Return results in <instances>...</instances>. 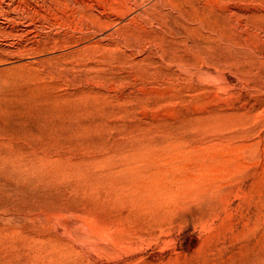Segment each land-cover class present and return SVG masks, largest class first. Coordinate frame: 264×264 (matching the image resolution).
<instances>
[{
    "label": "rangeland",
    "instance_id": "1",
    "mask_svg": "<svg viewBox=\"0 0 264 264\" xmlns=\"http://www.w3.org/2000/svg\"><path fill=\"white\" fill-rule=\"evenodd\" d=\"M10 1L0 264H264V0Z\"/></svg>",
    "mask_w": 264,
    "mask_h": 264
},
{
    "label": "bare ground",
    "instance_id": "2",
    "mask_svg": "<svg viewBox=\"0 0 264 264\" xmlns=\"http://www.w3.org/2000/svg\"><path fill=\"white\" fill-rule=\"evenodd\" d=\"M26 1V0H25ZM96 1V0H95ZM74 2L76 3V4H82L83 6H86L87 5V3H86V0H74ZM91 2V1H90ZM94 2V1H93ZM102 3V2H101ZM108 3H110V2H108ZM27 4V3H26ZM95 4V3H94ZM93 4V5H94ZM141 4V3H140ZM74 5V4H73ZM118 5V4H117ZM126 5V4H125ZM119 6V5H118ZM127 6H129V4L127 5ZM17 7V6H16ZM16 7H13V5H12V2L10 1V0H0V19L2 18V17H4L3 15H8V14H13V13H11V12H17L18 11V8L16 9ZM92 7V6H91ZM114 7V6H113ZM117 7V6H116ZM126 7V6H125ZM141 7V6H140ZM22 8V7H21ZM130 8V7H129ZM95 9V8H94ZM102 9V8H101ZM137 9V8H136ZM143 9V8H142ZM30 10V9H29ZM77 11L75 8H74V6H72L71 5V3L69 2V0L67 1V0H63L62 1V6H60V7H57V8H52L51 6H48L47 7V13L48 14H53V12L54 11H60V12H62V13H66L67 11ZM100 9H98V11H99ZM145 10V9H144ZM23 11H24V9H23ZM43 11V10H42ZM143 11V10H142ZM22 12V11H21ZM45 12V11H44ZM118 12V11H117ZM8 13V14H7ZM27 13V12H26ZM30 14H31V12H29ZM28 13V14H29ZM68 13V12H67ZM98 13V12H97ZM137 13V12H136ZM17 14V13H16ZM28 14H26V16L28 15ZM47 14V15H48ZM74 14V13H73ZM14 15V14H13ZM32 15H34L33 13H32ZM29 16V15H28ZM29 17H31V16H29ZM35 17V16H34ZM40 17V16H39ZM33 18V17H32ZM38 19V18H37ZM34 20H35V18H34ZM4 21V20H3ZM3 21L1 22V23H3ZM26 22H27V20H26ZM51 22V21H50ZM0 23V24H1ZM5 23V22H4ZM19 23V22H18ZM17 22L15 23V24H18ZM8 24V23H7ZM11 24V23H10ZM15 24H14V22L12 23V26H15ZM21 24V23H20ZM2 26H3V24H1ZM6 26H8V25H6ZM4 27V26H3ZM10 27V26H9ZM66 27V26H65ZM5 28V27H4ZM39 29V28H38ZM17 30V29H16ZM32 31V30H31ZM12 35V34H11ZM17 37V36H16ZM48 38V37H47ZM45 39V38H44ZM46 41V40H45ZM29 42V41H28ZM34 42V41H33ZM36 42V41H35ZM22 43V42H21ZM48 44V43H47ZM20 45V44H19ZM37 46V45H36ZM40 46V45H39ZM38 46V47H39ZM8 78V77H7ZM5 79V78H4ZM25 80V79H24ZM44 81V80H43ZM37 82H39V81H37ZM29 83V82H28ZM27 84V83H26Z\"/></svg>",
    "mask_w": 264,
    "mask_h": 264
}]
</instances>
